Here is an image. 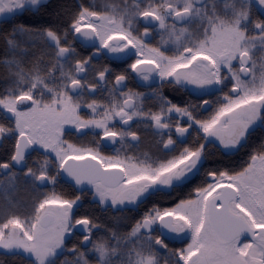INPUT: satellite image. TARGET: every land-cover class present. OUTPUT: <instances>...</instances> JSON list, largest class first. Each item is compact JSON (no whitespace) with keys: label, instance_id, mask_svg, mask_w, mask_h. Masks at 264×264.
<instances>
[{"label":"snow or ice","instance_id":"obj_1","mask_svg":"<svg viewBox=\"0 0 264 264\" xmlns=\"http://www.w3.org/2000/svg\"><path fill=\"white\" fill-rule=\"evenodd\" d=\"M50 8L0 0V25L12 24L0 28L11 53L0 59V148L10 144L0 191L22 180L34 194L0 206V255L21 264H264V0H79L66 22L58 12L45 19ZM100 57L127 67H96ZM133 74L190 88L199 103L134 91ZM157 95L155 110L146 107ZM140 124L159 138L155 152L131 151ZM88 135L87 146L70 139ZM106 144L120 147L104 155ZM241 149L239 163L205 167ZM62 176L80 195L43 191ZM84 186L102 211L138 213L130 230L119 218L108 226L79 215ZM170 237L182 246L170 248Z\"/></svg>","mask_w":264,"mask_h":264},{"label":"flooded vegetation","instance_id":"obj_2","mask_svg":"<svg viewBox=\"0 0 264 264\" xmlns=\"http://www.w3.org/2000/svg\"><path fill=\"white\" fill-rule=\"evenodd\" d=\"M96 4L100 7H103L106 0H95ZM107 2H116L118 3V0H107ZM24 22L23 20L17 19L13 21V23H21ZM12 27L11 23H7V30L10 31ZM1 28V25H0ZM22 41H25L26 43L30 42L31 40L35 39L32 37H20ZM160 41L159 35L155 37V39L152 41L153 46L158 44ZM165 47H171V45H166ZM33 52L37 51L38 49L36 47H33L31 49ZM77 51L81 55H87L88 50L83 48H77ZM171 54V53H167ZM11 55V53H10ZM257 59H259V54ZM130 62V61H129ZM119 62H112L109 63L108 60L104 59L103 57L98 58L94 61V64L96 67H100L102 65H108L110 67H113L115 71H122L124 68L127 67V64H120L119 67H117V64ZM128 87L132 88L134 91L143 92L146 94H152L153 91H155L158 95L163 94L167 98L171 99L174 103L177 104H186L188 102L191 103H199V100L197 99V94L191 93L190 88H182L180 86L176 85H169L166 82L162 84V82L159 80L158 77L154 79H150L149 81H142L138 77L130 76L128 80ZM191 93V94H190ZM158 95L156 98L149 100L146 102V107L153 108L155 104L158 103ZM207 99L215 100L216 96H209L205 97ZM155 110V108H153ZM203 113V117H206L210 114L209 112H203L202 109H198L197 114L200 115ZM138 132L141 136V141L138 148L132 149L131 151L136 152L139 154L140 152H155L156 151V142L159 139L158 137H155L152 133V130L149 129L146 125L140 124L138 127ZM195 132L192 133V136L187 138L188 144H192L195 139ZM72 142L83 144L85 146L89 145L92 141L93 137L88 135L84 136L82 138H77L75 136L70 137ZM6 146L10 148V144L6 142ZM120 145H111L106 144L102 145L101 151L104 155H113L115 154L116 148H119ZM246 150H240L239 153L233 154L231 163H239L242 161L245 156L244 152ZM210 158V157H209ZM220 160V155L216 154L211 156V161L206 163L205 167H209V165L214 166L213 162ZM208 164V165H207ZM0 179H4L3 177H0ZM200 181L199 179L194 180L193 184L190 185L188 188L184 189V193L186 194L188 191L191 190L192 187H194L196 184H198ZM85 187L84 194L81 199V207L79 208L78 212L79 215H89L92 217H95L98 219V221L103 225L111 226L114 223H116L115 218H119V226L121 231H128L130 230L131 225L134 223V218H138V213L136 212H129V211H115V210H109L107 212L102 211L99 206L96 204V202L92 199V196L90 194V191L87 190V186ZM54 190L57 193L63 194L67 197H72L73 195H80V191L77 189V187L74 185L72 181L66 180L63 178V176L60 178V181L55 185L54 189L51 185L47 189H44L43 191H52ZM14 197H20V198H13ZM34 197V194L23 184V181L21 180L15 189H9L7 187V182L5 181L4 190L0 191V198L4 200L3 202L7 203L8 199H11L14 202L25 204L30 202V200ZM158 199V198H157ZM165 205L169 203L167 199L161 201ZM2 203V202H1ZM3 206V204H1ZM75 242V239L73 240ZM182 246V243L180 240L175 239L173 237L169 238V247L170 248H179ZM186 246V245H184ZM67 259L71 260L72 257L69 255ZM0 261L4 262V264H21V261L19 258L12 257V256H3L0 255Z\"/></svg>","mask_w":264,"mask_h":264},{"label":"trees","instance_id":"obj_3","mask_svg":"<svg viewBox=\"0 0 264 264\" xmlns=\"http://www.w3.org/2000/svg\"><path fill=\"white\" fill-rule=\"evenodd\" d=\"M78 2L79 0H51L52 8L49 9V14H45V19L55 21L57 19L55 13L58 12L60 13L61 22H66L69 19L68 14L75 10V7ZM6 26H7V23L1 25V28L3 30L8 31ZM6 56L10 57V53L5 45L4 39L0 37V59L5 58ZM7 74H8V70L3 65H0V86H2L4 81L6 80ZM259 134L260 133L257 132V135ZM7 148L9 147L6 146V142H5L4 148H0V156H4L6 158L5 149ZM241 150H244V149H241ZM220 160H224L225 162L231 163L232 157L220 156ZM209 161H211V157L209 158ZM209 167H212V166L209 165Z\"/></svg>","mask_w":264,"mask_h":264},{"label":"rangeland","instance_id":"obj_4","mask_svg":"<svg viewBox=\"0 0 264 264\" xmlns=\"http://www.w3.org/2000/svg\"><path fill=\"white\" fill-rule=\"evenodd\" d=\"M12 197H13V198H20L21 196H20V197H14V196H12ZM3 201H4V200H2V199L0 198V206H1V204H3V205L5 204V202H3ZM1 202H2V203H1Z\"/></svg>","mask_w":264,"mask_h":264},{"label":"water","instance_id":"obj_5","mask_svg":"<svg viewBox=\"0 0 264 264\" xmlns=\"http://www.w3.org/2000/svg\"><path fill=\"white\" fill-rule=\"evenodd\" d=\"M63 178L66 179V180L71 181L70 178H68V177H66V176H63Z\"/></svg>","mask_w":264,"mask_h":264}]
</instances>
